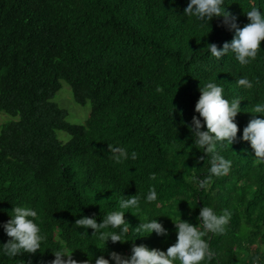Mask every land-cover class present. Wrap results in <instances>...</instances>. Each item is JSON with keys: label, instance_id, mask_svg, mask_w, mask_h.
Masks as SVG:
<instances>
[{"label": "trees", "instance_id": "1", "mask_svg": "<svg viewBox=\"0 0 264 264\" xmlns=\"http://www.w3.org/2000/svg\"><path fill=\"white\" fill-rule=\"evenodd\" d=\"M187 3L0 0V109L19 116L0 131V225L13 204L31 206L47 235L42 250L0 256V264H49L60 240L74 259L91 264L99 255L111 261L112 250L130 254L131 239L166 250L176 240L167 215L195 224L203 205L231 212L224 233L208 234L217 255L207 264H252L258 254L264 264L258 248L264 243V162L253 157L249 141L238 138L222 150L232 161L230 172L199 189L193 177L208 175L209 162L199 159L205 154L192 145L188 127L200 83L216 74L228 97L241 98L238 137L253 115L264 116L250 112L264 102V47L246 66L234 55L217 61L205 45L221 47L233 31L215 17L198 27L182 14ZM252 5L264 10V0H226L240 26L249 21L245 11ZM240 75L253 81L252 89L235 83ZM62 79L78 103L91 104L85 123L69 121L67 110L53 100ZM57 130L70 138L63 141ZM109 143L135 150L137 159L117 163ZM150 186L159 208L143 199ZM123 194L138 195L143 213L124 210L129 240L100 245L91 227L89 235L80 233L84 227L74 225L79 216L95 213L99 222L119 210ZM152 214H165L157 218L169 229L166 238L133 230ZM8 239L0 226V243Z\"/></svg>", "mask_w": 264, "mask_h": 264}, {"label": "clouds", "instance_id": "2", "mask_svg": "<svg viewBox=\"0 0 264 264\" xmlns=\"http://www.w3.org/2000/svg\"><path fill=\"white\" fill-rule=\"evenodd\" d=\"M227 3L230 4V0H227ZM245 13L249 21L240 26L237 15L226 8V0H188L182 14L194 18L198 22L197 26L201 28L210 24L214 17L222 18L221 23L228 30L233 31L232 39L224 41L221 47H218L215 42L207 43L205 47L210 56L217 61L225 55H234L240 65L246 66L256 59L259 51L264 47L261 44L264 40V10L252 5ZM218 80L216 74L215 78H209L203 84L200 83L201 94L194 105L191 123H188L193 139L192 145L205 154L199 159L205 161L207 157L209 162L208 175L202 179L193 177L199 189H206L213 176H226L230 172L232 161L222 154V150L231 146L238 138L249 141L254 152L253 157L257 162H264V116L253 115L243 127L242 135L238 137L239 125L235 118L237 113L243 111L240 105L241 98L228 97L225 94L224 85ZM235 83L245 89H252L254 86L247 75L238 76ZM250 112L264 113V102H256L252 105ZM108 148L110 158L117 163L137 159L138 154L135 150L129 152L120 144L109 143ZM150 175L155 177V173ZM143 199L149 204L155 202V206L160 207L154 186L149 187ZM118 203L119 210L108 211L103 214L99 222L96 214L93 213L79 216L74 225L84 227L83 232L79 231L82 235H89L88 228L91 227L94 230L92 235L98 237L100 245H106L109 239L112 242L127 241L130 223L125 218L124 210L142 215L141 199L136 194H123ZM13 205L12 209L8 210L10 218L0 225L10 237L6 242L0 243V256H6L9 259L15 258L18 253L42 250L47 240V235L39 223L40 216L37 209L21 204ZM161 215L165 214H152L147 219H140L141 223L133 227V230L141 236L155 232L156 235L166 238L169 229L165 227L162 220L157 218ZM167 216L176 226V240L166 250L149 247L144 243L137 244L134 242L135 239H131L133 243L130 254L112 250L109 253L111 261L104 255H99L95 259V264H112V262L114 264H207L217 255L209 245L208 234L224 233L231 212L228 209L217 212L213 206L203 205L200 207L195 224L182 219L181 215L173 217L168 214ZM262 244L264 243H259L258 248L261 254H264V249L261 250ZM51 249L54 259L49 264H91L90 260L74 259L73 250L63 240L59 241V246ZM259 256L260 254L253 256L252 264H259Z\"/></svg>", "mask_w": 264, "mask_h": 264}, {"label": "rangeland", "instance_id": "3", "mask_svg": "<svg viewBox=\"0 0 264 264\" xmlns=\"http://www.w3.org/2000/svg\"><path fill=\"white\" fill-rule=\"evenodd\" d=\"M62 86L54 96L53 100L58 105L67 110V119L75 123H85L89 117L91 111V104L78 103L73 96L72 88L70 84L65 80H61ZM18 115H13L7 111L0 109V131L2 125L11 120L18 119ZM57 135L63 141H67L70 138V134L64 130H57ZM261 250L264 249V244L261 245Z\"/></svg>", "mask_w": 264, "mask_h": 264}]
</instances>
